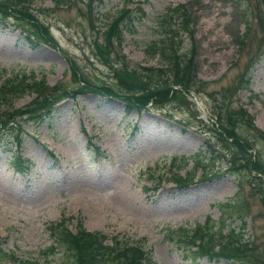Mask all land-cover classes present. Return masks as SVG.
I'll return each mask as SVG.
<instances>
[{"label":"rangeland","instance_id":"374dc122","mask_svg":"<svg viewBox=\"0 0 264 264\" xmlns=\"http://www.w3.org/2000/svg\"><path fill=\"white\" fill-rule=\"evenodd\" d=\"M100 1L28 0L34 22L0 15V74L3 69L32 73L71 93L81 91L82 81L116 90L111 71L124 68L119 58L135 70L160 64L145 50L156 38L158 20L170 28L183 26L179 17L166 15L183 5L192 36H181L179 53L191 49L193 54L189 90L128 114L117 99L81 91L56 101L41 124H26L19 147L0 148L1 247L12 251L11 262L73 264L61 247L52 246L48 232L50 223L62 220L73 233L80 223L88 232L104 234L110 247L139 245L152 264H264V207L253 195L248 171L234 175L223 159H192L209 157L204 141L220 151L217 134L206 129L204 118L198 123L201 102L206 112L247 110L253 120L245 119L237 129L254 146L250 157L258 151L264 163V0ZM126 11L130 20L122 26V44L114 45L103 62L94 44L103 45L102 32ZM244 19L250 20L249 30L240 46ZM37 25L48 31L54 46L41 43ZM72 66L78 78L71 75ZM32 97L24 95L12 105L22 108ZM13 152L30 161L27 173L13 171ZM175 177L191 181L179 187ZM207 219L213 230L234 229L239 240L250 242L249 259L193 255L192 229Z\"/></svg>","mask_w":264,"mask_h":264},{"label":"trees","instance_id":"16d2710c","mask_svg":"<svg viewBox=\"0 0 264 264\" xmlns=\"http://www.w3.org/2000/svg\"><path fill=\"white\" fill-rule=\"evenodd\" d=\"M30 1V0H29ZM70 1V0H69ZM99 3L101 2L100 0ZM28 0H0V15L7 19L10 15H20L22 19H27V22H34V18L29 15V8H27ZM23 12L25 14H23ZM130 11L124 12L120 17L115 18L112 23L102 32L103 45H95V53L101 57L103 62L108 61L104 55L114 49V45L121 46L123 32V25L130 20ZM188 8L183 5H177L175 9H169L167 16L179 17L183 20V26L177 28H170L167 25L162 26L165 21H159L156 28V38L153 43L147 46L145 52L150 53L152 56L158 58L160 64L153 68L151 66L142 67L139 70L125 67L122 58L117 61L120 67L111 71L113 76L112 87L106 86H88L85 81L79 86L81 91L91 92L93 95L106 96L110 99H117L122 106H124V113L128 114L131 110L136 112L145 111L152 106H159L164 102H169L172 99H178L181 91L188 92V83L190 82L193 74V54L191 49L185 53H179L183 44L181 36L189 40L192 36L188 26L184 24L187 17ZM23 14V15H22ZM162 20V19H161ZM249 19L242 20L243 32L238 40V45H242L246 39L249 30ZM35 34V31H32ZM36 34L40 36L41 43L45 46H54L52 36H49L47 30L43 26L37 25ZM24 35V34H23ZM25 39L32 46V38L25 34ZM113 51V50H112ZM261 61V60H260ZM264 64V59L261 61ZM75 66L71 67V75L78 78L79 74L75 70ZM249 79H246L243 85H247ZM81 83V82H80ZM178 87V90L173 89ZM122 89L123 91H121ZM57 86L50 87L42 77L36 79L34 75L26 74L23 71L14 72L1 70L0 74V148L3 146L7 150H12L13 146H20L23 134L25 133V125L31 124L38 125L44 122L45 117L51 115L54 110V103L63 99L65 96H73L74 93L81 91H74L71 93L67 90L60 91ZM118 90V92H117ZM62 93V94H61ZM62 97L56 99L58 95ZM24 95H33L31 102L22 108L13 107V101L21 98ZM212 118L215 119L217 124L216 128L213 126H206L207 130L215 132L218 136V144L220 151L211 149V146L204 141L206 145L205 153L209 157L204 159H197V154L193 155L194 161L206 162L210 160L212 163L215 161L224 160L227 166V172L238 175L242 169L247 173L249 185L254 191L253 195L257 196L259 203L264 207V183L259 175L264 176V163L260 159V154L254 151V158L250 157L249 150H254V146L248 143L240 132L238 127L243 125L244 120L252 121L253 117L250 116L247 110L238 109L236 114L211 109ZM198 123L202 124L200 121ZM261 138L264 140V131H261ZM9 145V147H8ZM14 154V152H13ZM259 156V160L256 157ZM13 171L19 174L27 173L32 164L28 159H23L20 156L13 155V160L10 163ZM199 167H201L199 165ZM252 171V172H251ZM190 179L186 177H175V185L184 187L190 183ZM242 181L240 177L238 182ZM239 190V189H238ZM197 225L192 230L190 236L191 247L188 249L197 258H206L207 260H226L245 258L246 246L250 242H244L238 239V235L234 229H230L223 233L221 227L212 229L207 223ZM242 225L244 221L241 220ZM214 231V232H211ZM48 232L53 239V247H61L62 255L66 261L73 264H147L151 263V258L139 245H117L110 247L105 245L104 234L98 232H88L79 223L77 232L73 233L68 229V226L61 220L59 223H50ZM211 240L216 241V245L211 243ZM116 242H114L115 244ZM214 245V246H209ZM215 248V249H214ZM12 251L5 250L1 247L0 239V264H23L21 260L11 262ZM257 261V260H256Z\"/></svg>","mask_w":264,"mask_h":264}]
</instances>
